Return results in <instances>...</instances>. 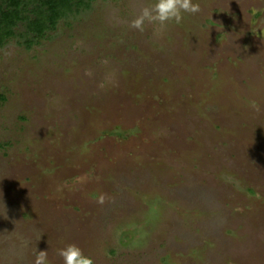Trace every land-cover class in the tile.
Wrapping results in <instances>:
<instances>
[{
	"label": "rangeland",
	"instance_id": "rangeland-1",
	"mask_svg": "<svg viewBox=\"0 0 264 264\" xmlns=\"http://www.w3.org/2000/svg\"><path fill=\"white\" fill-rule=\"evenodd\" d=\"M192 2L141 32L158 0H96L0 48V264H264V0Z\"/></svg>",
	"mask_w": 264,
	"mask_h": 264
},
{
	"label": "trees",
	"instance_id": "trees-1",
	"mask_svg": "<svg viewBox=\"0 0 264 264\" xmlns=\"http://www.w3.org/2000/svg\"><path fill=\"white\" fill-rule=\"evenodd\" d=\"M96 0H2L0 6V48L17 34L23 24L25 46L31 49L55 32L60 23Z\"/></svg>",
	"mask_w": 264,
	"mask_h": 264
},
{
	"label": "clouds",
	"instance_id": "clouds-1",
	"mask_svg": "<svg viewBox=\"0 0 264 264\" xmlns=\"http://www.w3.org/2000/svg\"><path fill=\"white\" fill-rule=\"evenodd\" d=\"M200 11V5L194 4L192 0H158L151 8H143L141 14L132 21L131 27L143 32L145 20L160 24L174 20L179 24L182 21V13L195 14ZM259 38L264 39V33H260ZM98 203L103 205L105 196L101 195ZM58 255L62 258L63 264H93V260L85 256L75 244L59 249ZM34 264H48L47 251H38Z\"/></svg>",
	"mask_w": 264,
	"mask_h": 264
}]
</instances>
